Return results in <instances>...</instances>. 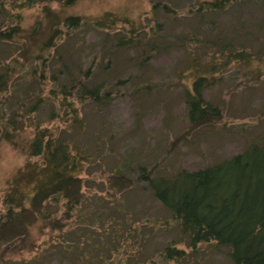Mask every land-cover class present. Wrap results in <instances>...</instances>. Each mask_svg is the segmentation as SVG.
I'll use <instances>...</instances> for the list:
<instances>
[{
    "label": "rangeland",
    "instance_id": "1",
    "mask_svg": "<svg viewBox=\"0 0 264 264\" xmlns=\"http://www.w3.org/2000/svg\"><path fill=\"white\" fill-rule=\"evenodd\" d=\"M173 1L181 15L177 17L181 20L174 22L162 12L152 11L148 0H78L68 7L55 0H40L30 6L25 0H0V31L19 26L25 38L0 40V73L11 75L6 92L0 93V124L13 133L16 143L0 137V215L5 211L6 192L26 164H40L39 158L29 155L34 125L72 139L79 151L90 157L80 173L86 193L82 209L87 213L77 212L62 232L42 229L41 223L33 226L32 246L10 258L12 264H98L102 263L99 252L108 257L102 264H148L146 257H153L154 264H171L155 257L165 244L174 241L177 248L189 249L181 242L170 214L149 196L143 180L126 204L123 199L109 198L107 174L124 165L123 172L133 180L140 177V168L151 177L168 178L178 171L213 166L242 153L252 143L264 142V55H260L264 50V2L222 13L202 12L196 17L181 12L193 1ZM46 5L61 22L79 17L81 26L69 29L61 23L49 29ZM105 15H110L116 25L94 29L92 24ZM36 31L37 45L28 40ZM188 31L206 40L199 54L212 48L207 41L213 40L214 45L215 36L224 33L256 56L251 63H235L224 73L208 75L216 83L204 91V100L219 108L222 118L198 128L189 127L182 95L184 85L194 75L188 70L189 48L194 49L187 46ZM119 39L130 41V45L117 48ZM88 70L96 73L95 79L104 80L113 94L103 111L90 104L75 105L82 121L80 130L71 126L65 109L59 111L61 98L51 92L58 90L52 77L55 74L60 85L67 80L66 73ZM37 101L43 103L34 110ZM8 121H14L18 130L13 132L6 126ZM117 204L134 212L130 218L135 223L130 219L128 227L135 226L136 233L131 228L126 234L121 232L127 224L120 218L118 222L111 220L112 236H102L101 228L109 232L110 226L103 214L116 216L113 208ZM49 211L60 215L54 206ZM86 216H95L93 226L82 223ZM126 236L130 238L127 248L123 243ZM82 238L91 240L93 247L86 248L83 241L81 249L73 248L64 255L62 248L75 246ZM211 247L202 246L196 261L181 264H232L226 251H210Z\"/></svg>",
    "mask_w": 264,
    "mask_h": 264
},
{
    "label": "trees",
    "instance_id": "2",
    "mask_svg": "<svg viewBox=\"0 0 264 264\" xmlns=\"http://www.w3.org/2000/svg\"><path fill=\"white\" fill-rule=\"evenodd\" d=\"M25 1L30 6L40 0ZM55 1L68 7L78 0ZM148 1L152 5V11L162 12L167 20L173 22L181 20L177 19L181 15L176 9L178 4L173 0ZM253 2L262 5L264 1L191 0L190 7L181 9V12L184 16L197 17L202 12L222 13ZM44 10L49 29L61 23L69 29L81 26L79 17H67L61 22L52 15L49 8ZM115 25L116 21L111 19L110 15H105L95 21L92 27L109 29ZM36 34L37 31L30 33L28 40L37 45L39 41L35 39ZM186 34L187 46L194 47L193 50L189 48L191 64L188 68L194 75L190 83L184 85L182 95L189 127L198 128L211 125L222 118L220 109L204 100V91L216 83L215 78L208 75L224 73L235 63H251L256 56L252 54L253 52L247 51L250 49L239 43L235 37L224 36V33L215 36L214 45L210 42L213 40L207 41L212 48H207V52L199 54L201 45H205L206 40L192 31ZM15 37L25 39L19 26L0 31L1 41H12ZM125 45H130V41L119 39L115 44L117 48ZM260 55H264V50L261 49ZM66 75L67 80L59 85L58 77L53 74L52 81L58 90L51 92H54V96L60 95L58 109L59 111L65 109L64 114L71 116L69 119L71 126L82 130L79 110L75 105L81 107L90 104L95 109L103 111L110 104L113 93L104 80L101 82L95 79L96 73L89 70L86 73ZM10 77L7 71L0 73V93L6 92ZM42 103L37 101L32 108L35 110ZM56 113L59 114L58 111ZM6 126L12 128L13 132L18 130L14 121H8ZM0 129L2 132L0 137L15 145L13 133H9L10 131L8 132L1 124ZM33 129L35 132L29 145V155L39 158L40 164L29 161L25 171L11 184L3 198L6 207L4 213L0 215V264H12L10 258L21 254L27 246H32L30 229L33 226L41 223L42 229L48 227L50 231L62 232L77 212L87 213L85 208L82 209L86 193L80 173L82 166L89 163L90 157L87 153H81L70 138L52 135L39 124L34 125ZM123 166L114 168L105 178L109 198L116 201L123 199V203L126 204L127 197H131L130 193L143 180L147 186V193L170 214L180 233L181 242H185L189 249L187 252L177 248L172 241L165 244L161 252L155 256L157 259H164L171 264L196 261L202 246H212L210 251H226L232 264H264V142L252 143L242 153L213 166L195 171H178L168 178L151 177L150 174L144 173V168H140V177L133 180L123 172ZM51 206L60 209L59 217L57 213L51 214L49 211ZM113 209L116 216L106 217L108 212L103 214L104 220H107L110 226L109 232L107 230L105 233L104 227L101 228L102 236L111 237L113 232L111 220L115 219L118 222L120 218L124 225L127 224L125 229L120 228L121 232L126 234L131 228L132 232L136 233L135 226L128 227V221L133 219L130 218L131 213L134 212L119 204ZM96 214L99 216L101 213ZM79 218L83 219L81 215ZM94 219L95 216H86L82 223L91 227ZM127 236L123 239L125 248L129 247L127 242L130 238ZM83 241L86 248L93 247L91 240L82 238L75 246L67 245L62 248L64 255L71 253L73 248L81 249ZM37 254L35 257L39 258ZM106 256L107 254L99 252V260L102 263L105 259L108 260ZM87 262L85 263L89 264ZM145 262L154 264V259L146 257Z\"/></svg>",
    "mask_w": 264,
    "mask_h": 264
}]
</instances>
